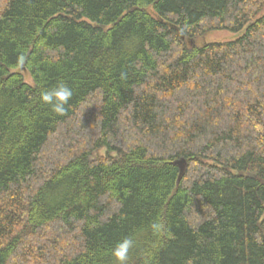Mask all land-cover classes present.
Listing matches in <instances>:
<instances>
[{
  "label": "trees",
  "instance_id": "obj_1",
  "mask_svg": "<svg viewBox=\"0 0 264 264\" xmlns=\"http://www.w3.org/2000/svg\"><path fill=\"white\" fill-rule=\"evenodd\" d=\"M129 236L128 264H264V0H0V264Z\"/></svg>",
  "mask_w": 264,
  "mask_h": 264
},
{
  "label": "clouds",
  "instance_id": "obj_2",
  "mask_svg": "<svg viewBox=\"0 0 264 264\" xmlns=\"http://www.w3.org/2000/svg\"><path fill=\"white\" fill-rule=\"evenodd\" d=\"M23 59V58H21ZM73 91L65 83L60 82L55 87L41 92L40 99L44 104L50 105L52 111L58 115L66 113V105L72 99ZM154 234H160L164 231V225L160 222L151 224ZM135 246V240L132 237H125L119 241L111 250V255L117 264H128L130 252Z\"/></svg>",
  "mask_w": 264,
  "mask_h": 264
},
{
  "label": "rangeland",
  "instance_id": "obj_3",
  "mask_svg": "<svg viewBox=\"0 0 264 264\" xmlns=\"http://www.w3.org/2000/svg\"><path fill=\"white\" fill-rule=\"evenodd\" d=\"M243 32L240 33H234L230 31H213L210 33H207L204 38H202L199 41V45H202L204 43H216V42H231L237 40ZM20 73L23 74L25 82L29 85H33L34 81L30 74H28L24 70H19Z\"/></svg>",
  "mask_w": 264,
  "mask_h": 264
},
{
  "label": "water",
  "instance_id": "obj_4",
  "mask_svg": "<svg viewBox=\"0 0 264 264\" xmlns=\"http://www.w3.org/2000/svg\"><path fill=\"white\" fill-rule=\"evenodd\" d=\"M178 30V33L180 34V36L182 37V39L184 40L185 39V35L183 34V32L180 30V29H177ZM175 165L179 168V172H180V175H179V181L183 178L185 172H186V169H187V161L182 158V159H179L175 162Z\"/></svg>",
  "mask_w": 264,
  "mask_h": 264
}]
</instances>
